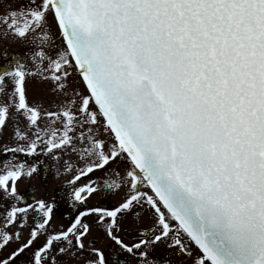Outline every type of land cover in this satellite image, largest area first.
<instances>
[{
    "label": "snow or ice",
    "instance_id": "1",
    "mask_svg": "<svg viewBox=\"0 0 264 264\" xmlns=\"http://www.w3.org/2000/svg\"><path fill=\"white\" fill-rule=\"evenodd\" d=\"M0 209V264H264V0H0Z\"/></svg>",
    "mask_w": 264,
    "mask_h": 264
},
{
    "label": "flooded vegetation",
    "instance_id": "2",
    "mask_svg": "<svg viewBox=\"0 0 264 264\" xmlns=\"http://www.w3.org/2000/svg\"><path fill=\"white\" fill-rule=\"evenodd\" d=\"M96 202L97 201H93V203ZM2 211L3 209H0V212ZM74 211H75L74 209H71L67 205L62 204L57 214L56 226L60 227L68 223L72 219V216L74 215Z\"/></svg>",
    "mask_w": 264,
    "mask_h": 264
},
{
    "label": "rangeland",
    "instance_id": "3",
    "mask_svg": "<svg viewBox=\"0 0 264 264\" xmlns=\"http://www.w3.org/2000/svg\"><path fill=\"white\" fill-rule=\"evenodd\" d=\"M23 187V186H22ZM25 235H27V233H25Z\"/></svg>",
    "mask_w": 264,
    "mask_h": 264
}]
</instances>
